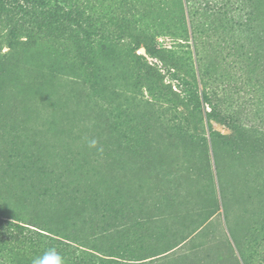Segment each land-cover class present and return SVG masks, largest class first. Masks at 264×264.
<instances>
[{"label":"rangeland","instance_id":"1","mask_svg":"<svg viewBox=\"0 0 264 264\" xmlns=\"http://www.w3.org/2000/svg\"><path fill=\"white\" fill-rule=\"evenodd\" d=\"M49 248L264 264V0H0V264Z\"/></svg>","mask_w":264,"mask_h":264},{"label":"clouds","instance_id":"2","mask_svg":"<svg viewBox=\"0 0 264 264\" xmlns=\"http://www.w3.org/2000/svg\"><path fill=\"white\" fill-rule=\"evenodd\" d=\"M95 144L96 141L93 140L91 146H95ZM32 264H65V261L55 248H49L42 256L34 258Z\"/></svg>","mask_w":264,"mask_h":264},{"label":"trees","instance_id":"3","mask_svg":"<svg viewBox=\"0 0 264 264\" xmlns=\"http://www.w3.org/2000/svg\"><path fill=\"white\" fill-rule=\"evenodd\" d=\"M18 226H16V228H17Z\"/></svg>","mask_w":264,"mask_h":264}]
</instances>
